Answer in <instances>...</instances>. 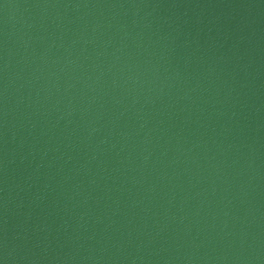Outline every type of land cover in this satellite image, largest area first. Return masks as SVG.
<instances>
[{
  "label": "water",
  "instance_id": "obj_1",
  "mask_svg": "<svg viewBox=\"0 0 264 264\" xmlns=\"http://www.w3.org/2000/svg\"><path fill=\"white\" fill-rule=\"evenodd\" d=\"M0 264H264V0H0Z\"/></svg>",
  "mask_w": 264,
  "mask_h": 264
}]
</instances>
